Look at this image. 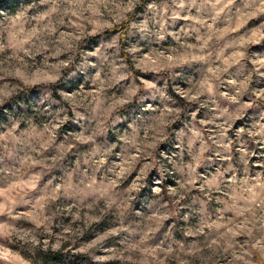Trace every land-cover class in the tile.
I'll list each match as a JSON object with an SVG mask.
<instances>
[{
    "label": "clouds",
    "instance_id": "9594fccd",
    "mask_svg": "<svg viewBox=\"0 0 264 264\" xmlns=\"http://www.w3.org/2000/svg\"><path fill=\"white\" fill-rule=\"evenodd\" d=\"M0 264H264V0H0Z\"/></svg>",
    "mask_w": 264,
    "mask_h": 264
}]
</instances>
